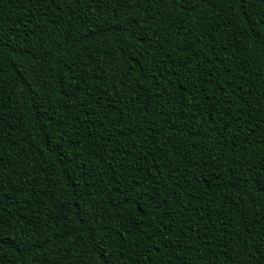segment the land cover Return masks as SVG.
Returning a JSON list of instances; mask_svg holds the SVG:
<instances>
[{"label": "trees", "instance_id": "16d2710c", "mask_svg": "<svg viewBox=\"0 0 264 264\" xmlns=\"http://www.w3.org/2000/svg\"><path fill=\"white\" fill-rule=\"evenodd\" d=\"M0 264H264V0H0Z\"/></svg>", "mask_w": 264, "mask_h": 264}]
</instances>
